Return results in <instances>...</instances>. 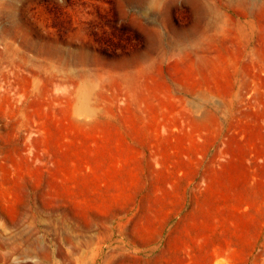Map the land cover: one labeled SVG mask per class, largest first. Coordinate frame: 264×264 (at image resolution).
<instances>
[{"label": "rangeland", "instance_id": "1", "mask_svg": "<svg viewBox=\"0 0 264 264\" xmlns=\"http://www.w3.org/2000/svg\"><path fill=\"white\" fill-rule=\"evenodd\" d=\"M0 264H264V0H0Z\"/></svg>", "mask_w": 264, "mask_h": 264}]
</instances>
